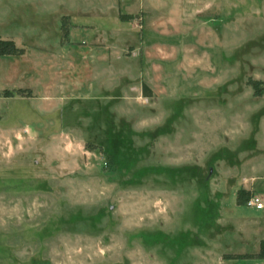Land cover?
<instances>
[{
	"label": "rangeland",
	"instance_id": "obj_1",
	"mask_svg": "<svg viewBox=\"0 0 264 264\" xmlns=\"http://www.w3.org/2000/svg\"><path fill=\"white\" fill-rule=\"evenodd\" d=\"M121 6L0 0V264H264V0Z\"/></svg>",
	"mask_w": 264,
	"mask_h": 264
},
{
	"label": "trees",
	"instance_id": "obj_2",
	"mask_svg": "<svg viewBox=\"0 0 264 264\" xmlns=\"http://www.w3.org/2000/svg\"><path fill=\"white\" fill-rule=\"evenodd\" d=\"M132 19L130 16H125L124 20ZM25 54V49L19 48L14 41L11 40H3L0 38V56H12V57H21ZM251 85L254 89H258L260 82L253 81ZM144 95L148 96V88L144 86L143 89ZM10 96V93H7V97ZM252 198L251 193L246 190H239L237 194V205L243 206ZM227 260H241V259H263L264 258V244L261 247L260 254L258 255H250V256H226Z\"/></svg>",
	"mask_w": 264,
	"mask_h": 264
},
{
	"label": "crops",
	"instance_id": "obj_3",
	"mask_svg": "<svg viewBox=\"0 0 264 264\" xmlns=\"http://www.w3.org/2000/svg\"><path fill=\"white\" fill-rule=\"evenodd\" d=\"M122 1H125V0H117V5H119L120 6V8H121V11H122V15L121 16H124V15H127V16H135V15H137V14H139V13H146V14H149V15H152L150 12H147V11H145V10H143V9H141L139 12H137V13H127L126 11H125V9L121 6V2ZM209 8H208V10H205V11H203V13L205 14V15H207V16H213V15H210V14H207V13H209ZM219 11V10H218ZM234 11V10H233ZM229 12H230V9H229ZM204 14H202V15H204ZM233 15H234V12H233ZM201 16V15H200ZM66 17H68L69 18V20H71L70 19V16H66ZM151 18H152V16H150L149 17V21L151 20ZM209 18V17H208ZM72 21V20H71ZM77 25H79V24H77ZM150 25V24H149ZM82 26H84V25H82ZM95 26H101L100 24L99 25H95ZM101 28V27H100ZM73 32H77V34L80 32V30H76V29H72L71 30V33H70V35H71V37L72 38H74L73 36H72V33ZM26 54V53H25ZM24 56V55H23ZM22 57V56H21ZM38 98H35V99H30V100H37ZM36 102L37 101H35V104H34V108L38 111V109L36 108V106H38L37 104H36ZM25 132L26 133H28L29 132V130L28 129H25Z\"/></svg>",
	"mask_w": 264,
	"mask_h": 264
},
{
	"label": "built area",
	"instance_id": "obj_4",
	"mask_svg": "<svg viewBox=\"0 0 264 264\" xmlns=\"http://www.w3.org/2000/svg\"><path fill=\"white\" fill-rule=\"evenodd\" d=\"M249 207L255 208L258 211H261L264 209V205L261 202L260 198L252 197L248 202H247Z\"/></svg>",
	"mask_w": 264,
	"mask_h": 264
}]
</instances>
